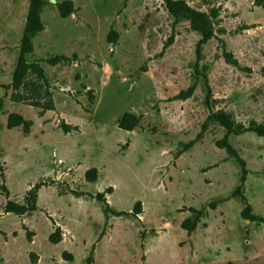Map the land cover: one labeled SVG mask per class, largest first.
Here are the masks:
<instances>
[{
	"label": "rangeland",
	"instance_id": "1",
	"mask_svg": "<svg viewBox=\"0 0 264 264\" xmlns=\"http://www.w3.org/2000/svg\"><path fill=\"white\" fill-rule=\"evenodd\" d=\"M63 1L46 0L27 58L45 81L30 75L13 91L3 87L30 0H0V264H264V222L241 218L244 205L233 196L241 169L215 146L225 131L210 122L185 150L210 112L264 126V0H183L216 13L199 63L210 109L202 78L191 97L174 100L193 84L200 36L175 24L162 0H69L66 19L57 9ZM59 56L69 61L47 64ZM46 90L53 110L45 109ZM125 113L140 118L132 132L118 128ZM11 114L30 123L27 134L6 128ZM229 142L246 165L252 213L264 219V137ZM91 169L94 182L85 178ZM35 187L33 212H6L8 201L26 205ZM101 193L112 211L130 216L105 215ZM187 219L195 222L190 235L181 228Z\"/></svg>",
	"mask_w": 264,
	"mask_h": 264
},
{
	"label": "trees",
	"instance_id": "2",
	"mask_svg": "<svg viewBox=\"0 0 264 264\" xmlns=\"http://www.w3.org/2000/svg\"><path fill=\"white\" fill-rule=\"evenodd\" d=\"M162 2L167 13L173 19L175 24H178L180 22H187L189 24L190 30L200 36V40L198 41L195 50L196 60L193 66V84L185 91H181L178 95H176L174 97V100H186L191 97L196 90L199 78H202L206 88L205 105L210 109L211 91L208 85L207 76L202 74L199 68V63L201 61L203 46H205L214 37L212 20L216 17V13L215 11H212L210 14H208L195 10L183 0H162ZM45 5L46 0H30L26 23L20 42L19 57L13 73L11 84L3 87L6 90L12 89L13 91H19L20 89L24 88L27 84V78L30 75L36 77L37 80L45 81L44 70L41 65L38 62H29L27 60V58L33 53L34 50L33 39L44 29L41 20V12ZM57 9L59 16L62 19H66L74 12L73 4L69 0H65L62 3L58 4ZM172 42L173 37L169 39L166 46H168V44H171ZM223 57L226 62L233 65L237 64L236 61L232 60L231 55L226 53L225 51L223 52ZM68 61V57L59 56L49 59L47 61V64L50 66H55L60 63H67ZM45 98L47 100L44 105L45 109L53 110V102L51 94L48 90L45 91ZM1 108L2 99H0V111ZM139 120V117L130 113H125L118 122V128L126 132H132L138 126ZM210 122L217 123L225 131L223 138L216 141L215 146L219 150L226 151L227 155L237 162L242 172L240 184L233 193V196L238 197L244 205V208L240 214L241 218L249 222H264L263 218H258L252 213V209L248 203V200L243 193L247 176L246 165L243 159L240 158L237 151L232 148L229 142V138L231 136H241L245 133H253L257 137L263 138L264 126L251 123L248 127H243L241 125H238L229 114L223 111L210 112V115L207 117L206 122L202 126L201 133L196 137L195 140L191 141L185 146V150L190 149L201 138V135L206 131L207 126ZM30 126L31 125L29 122L25 121L21 116L17 114L9 115L6 124V128L8 130L21 128L24 134H27L29 132ZM96 177L97 172L95 169H91L85 174V178L88 180V182H94L96 180ZM36 189L37 187H35L33 191H31L26 205H20L15 202L8 201L5 209L6 212L14 214L16 216H23L27 213L33 212L35 210V206L33 205V203H31L33 202V200H31V197L33 199L35 198ZM95 198L98 202L104 205L105 215L110 213L116 217L130 216V213L112 211L108 203L106 202L105 193L98 194ZM210 207L211 209H214L215 204L210 205ZM139 214H141V205L140 203H137L131 216L133 218H137ZM189 224L190 220L187 219L181 225V228L188 235L192 233L195 227V222L191 226H189ZM50 242L56 244L58 241L51 237Z\"/></svg>",
	"mask_w": 264,
	"mask_h": 264
}]
</instances>
